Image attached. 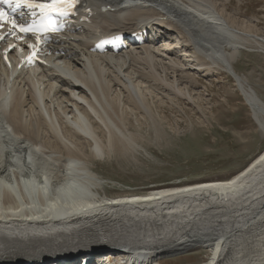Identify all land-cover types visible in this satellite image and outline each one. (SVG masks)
Here are the masks:
<instances>
[{"label":"bare ground","instance_id":"bare-ground-1","mask_svg":"<svg viewBox=\"0 0 264 264\" xmlns=\"http://www.w3.org/2000/svg\"><path fill=\"white\" fill-rule=\"evenodd\" d=\"M86 3L94 27L92 37L84 33L93 42L62 38L55 46L61 55L52 50L48 68L0 70V264H64L77 257L68 264H97L106 252L122 253L131 264H160L198 248L209 251L205 264H264V152L229 181L116 198L102 191L92 164L136 149L128 117L153 118L147 100L155 99L148 96L183 95L166 84L179 67L169 61L162 67L161 50L187 49L179 56L182 71L205 72L210 65L231 75L264 131V102L233 68L241 50L264 53V38L238 29L214 0ZM148 20L158 25L155 41L120 54L91 52L99 36L136 32ZM172 33L188 40L172 47ZM137 60L151 69L149 80L132 66Z\"/></svg>","mask_w":264,"mask_h":264},{"label":"rangeland","instance_id":"rangeland-1","mask_svg":"<svg viewBox=\"0 0 264 264\" xmlns=\"http://www.w3.org/2000/svg\"><path fill=\"white\" fill-rule=\"evenodd\" d=\"M214 1L226 16L231 14V19L233 18L238 29L264 38V0ZM165 20L169 25L171 24L169 19ZM171 35L172 47L188 40L183 34ZM249 49L238 52L233 68L237 74L247 79V83L258 95L259 92L264 95V53L255 47ZM186 50H176L174 54L162 50L159 52L163 53L160 56L166 57L162 61V67L163 64L173 63L180 68H175L178 77L173 75V79L169 71L171 78L165 82L170 86L180 87L183 95L176 89L177 93L174 95L162 97L172 91L161 89V96L152 94L148 96L146 100L150 98L152 100V97L155 99L152 100V104L147 100V106H150L147 108L151 110L149 111L153 118L150 119L147 113H143L145 116L140 113L138 117L133 115L128 117L129 121L133 118L129 122L132 126L129 127L133 128L131 132L133 131L137 137L136 149L115 153L110 161L92 162L104 185L102 191L111 198L147 195L165 188L205 182L229 181L264 152V131L259 127L242 90L236 85L233 77L220 68L210 67L212 70H209L210 65L205 72H196L194 68L190 69L191 72L182 71L181 68L185 69V64L180 63L179 56L186 57ZM139 53H141L139 50L135 52V54ZM141 57L145 58V55ZM155 57L160 60L158 55ZM135 62L132 66L138 65L139 68L141 66L143 70L138 68L137 73L144 75L145 78L148 76L147 80H149L152 75L148 71L151 69H146L144 64L139 63L140 60ZM153 62L154 60L150 59L147 66ZM191 64L195 65L194 62H189V66ZM159 71L162 72L161 69ZM181 77H184L185 81L180 80ZM190 93L192 98L189 96ZM139 117V122H134ZM208 258L209 251L198 248L165 256L164 261L159 262L160 264H205Z\"/></svg>","mask_w":264,"mask_h":264},{"label":"snow or ice","instance_id":"snow-or-ice-1","mask_svg":"<svg viewBox=\"0 0 264 264\" xmlns=\"http://www.w3.org/2000/svg\"><path fill=\"white\" fill-rule=\"evenodd\" d=\"M76 3L77 0H51L50 3H36L35 0H0V30L7 26V35L15 37L17 33H22L36 37V44H28V48L32 51L27 59L29 63H32L38 54L37 45L46 42L48 39L45 34L59 30V22L55 17L69 15ZM5 6L9 11H5ZM22 7L29 10L39 9V17L37 18V13L33 11L31 12L33 19L30 23L18 22L15 14ZM21 21H23L22 14ZM17 38L20 39L21 37ZM4 39L5 35H0V40ZM11 47H15V45Z\"/></svg>","mask_w":264,"mask_h":264},{"label":"crops","instance_id":"crops-1","mask_svg":"<svg viewBox=\"0 0 264 264\" xmlns=\"http://www.w3.org/2000/svg\"><path fill=\"white\" fill-rule=\"evenodd\" d=\"M259 97L264 101V95L259 92Z\"/></svg>","mask_w":264,"mask_h":264}]
</instances>
